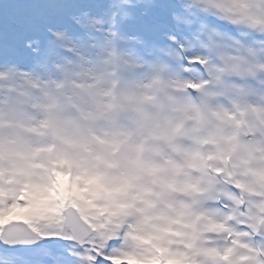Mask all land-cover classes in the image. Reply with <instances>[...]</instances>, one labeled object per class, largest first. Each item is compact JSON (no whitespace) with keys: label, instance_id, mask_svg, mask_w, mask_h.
<instances>
[{"label":"clouds","instance_id":"clouds-1","mask_svg":"<svg viewBox=\"0 0 264 264\" xmlns=\"http://www.w3.org/2000/svg\"><path fill=\"white\" fill-rule=\"evenodd\" d=\"M179 3L239 30L210 26L220 47L195 87L122 47L104 17L87 47L61 42L62 54L32 67L0 63V188L42 183L66 161L98 177L90 191L105 211L81 202L97 240L117 228L136 251V237L170 227L190 264L227 248V264H264V0Z\"/></svg>","mask_w":264,"mask_h":264},{"label":"snow or ice","instance_id":"snow-or-ice-1","mask_svg":"<svg viewBox=\"0 0 264 264\" xmlns=\"http://www.w3.org/2000/svg\"><path fill=\"white\" fill-rule=\"evenodd\" d=\"M94 17H104L109 26L114 21L122 47L134 49L149 66L164 64L169 74L190 77L191 87L205 75L203 56L220 47L210 26L239 35L238 29L214 17L185 10L179 0H137L132 8L127 0H3L0 63L32 67L62 54L61 42L87 47L99 36L92 27L98 23ZM127 37L138 39L130 42ZM20 51L25 54L23 59ZM97 180L61 161L42 183L11 191L0 188V264H190L187 254L173 247L180 242L174 237L181 233L170 227L136 237V251L121 246L117 228L100 240L94 238L91 232L96 225L81 202L105 211L94 203L90 191ZM221 196L224 202L218 201V206L228 209V194ZM14 210H19L17 216L9 218ZM107 211L114 217L120 211L119 203ZM227 239L235 238L229 232ZM209 251L214 264L229 261L231 248Z\"/></svg>","mask_w":264,"mask_h":264},{"label":"rangeland","instance_id":"rangeland-1","mask_svg":"<svg viewBox=\"0 0 264 264\" xmlns=\"http://www.w3.org/2000/svg\"><path fill=\"white\" fill-rule=\"evenodd\" d=\"M3 2V0H0V3H2ZM137 2V0H133V3L135 4ZM18 212H19V210H14L10 215L11 216H9V218H15L16 216H17V214H18Z\"/></svg>","mask_w":264,"mask_h":264},{"label":"bare ground","instance_id":"bare-ground-1","mask_svg":"<svg viewBox=\"0 0 264 264\" xmlns=\"http://www.w3.org/2000/svg\"><path fill=\"white\" fill-rule=\"evenodd\" d=\"M11 216V215H10Z\"/></svg>","mask_w":264,"mask_h":264}]
</instances>
